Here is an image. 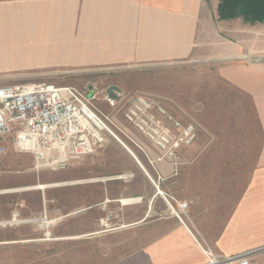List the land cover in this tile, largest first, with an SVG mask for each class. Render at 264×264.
Segmentation results:
<instances>
[{"label":"crops","instance_id":"1","mask_svg":"<svg viewBox=\"0 0 264 264\" xmlns=\"http://www.w3.org/2000/svg\"><path fill=\"white\" fill-rule=\"evenodd\" d=\"M217 6L218 0H0V54L33 53L47 64L81 67L195 62L212 71L214 93L199 98L213 101L212 110L198 107L209 140L202 144L199 135L196 149L180 148L189 161L159 159L149 149L143 164L127 159L135 161L131 174L106 179L117 187L90 191L87 183L78 197L85 204L63 215L93 252L103 248L93 263L204 264L202 248L228 256L264 247V25L220 19ZM35 169L32 154L7 143L3 187L29 183ZM173 200L187 202L181 219L171 213ZM79 216L84 223L76 224ZM62 227L52 229L60 240ZM250 264H264V254L252 255Z\"/></svg>","mask_w":264,"mask_h":264},{"label":"rangeland","instance_id":"2","mask_svg":"<svg viewBox=\"0 0 264 264\" xmlns=\"http://www.w3.org/2000/svg\"><path fill=\"white\" fill-rule=\"evenodd\" d=\"M11 57L16 63L11 62ZM3 63L5 66L0 68V85L46 83L95 95L94 104L108 117L115 137L107 134L100 147L75 161L55 165L52 161L35 160L36 169L31 171L29 183L23 186L3 187L5 184L0 183V216L11 211L6 217L11 219L16 214L17 219L22 220L11 224V227L0 224V264H99L92 260L99 256L103 248L93 252L86 241L81 240L86 238L85 235L75 233V228L69 225V216L63 215L70 212L76 203L85 204V199L80 202L78 197H84L87 183L90 191L117 187L118 183L109 184L106 179L131 174L135 161H127L128 158H140L143 161L139 162L143 164L149 149L157 150L124 120L125 107L138 94L159 99L175 120L195 127V138L188 146L196 149L199 135L202 144L209 140L206 129L199 123L203 119L199 118L198 107L201 105L203 109L209 107L212 110L213 101H199L203 95L208 97L214 93L212 71L203 63L195 62L159 64L146 68L47 64L44 55L40 57L33 53L0 54V64ZM112 91H118L124 97L110 105L102 99L105 93L111 94ZM188 154V151L181 153L179 149L176 160L189 161ZM87 156H94V161H77ZM76 179L81 182L71 184ZM40 184L47 186L34 188ZM72 194H75L73 200ZM44 215L46 219H43ZM78 218L76 224L85 222L81 216ZM57 225H63L62 240L52 230ZM5 239L18 242L6 245L2 242Z\"/></svg>","mask_w":264,"mask_h":264},{"label":"built area","instance_id":"3","mask_svg":"<svg viewBox=\"0 0 264 264\" xmlns=\"http://www.w3.org/2000/svg\"><path fill=\"white\" fill-rule=\"evenodd\" d=\"M123 97L112 91L102 100L113 105ZM94 99L95 95L82 94L72 87L46 83L0 85V158L7 152V143L15 152L30 153L36 161H52L55 165L92 153L105 142L107 134L115 135ZM123 118L160 152L159 159L177 162V151L196 135L192 124H181L158 100L140 94L131 98ZM173 201L171 213L181 219L187 202ZM21 221L13 214L0 224ZM202 251L204 264H250L252 255L264 254V247L228 256L216 255L209 248Z\"/></svg>","mask_w":264,"mask_h":264},{"label":"trees","instance_id":"4","mask_svg":"<svg viewBox=\"0 0 264 264\" xmlns=\"http://www.w3.org/2000/svg\"><path fill=\"white\" fill-rule=\"evenodd\" d=\"M217 12L220 19L241 17L244 22L264 25V0H218Z\"/></svg>","mask_w":264,"mask_h":264},{"label":"bare ground","instance_id":"5","mask_svg":"<svg viewBox=\"0 0 264 264\" xmlns=\"http://www.w3.org/2000/svg\"><path fill=\"white\" fill-rule=\"evenodd\" d=\"M47 185H44V184H40L38 186H35L34 188H38V189H42V188H45ZM122 201V199H121ZM123 202V201H122ZM126 202V201H125ZM128 202V201H127ZM47 222V221H46Z\"/></svg>","mask_w":264,"mask_h":264}]
</instances>
